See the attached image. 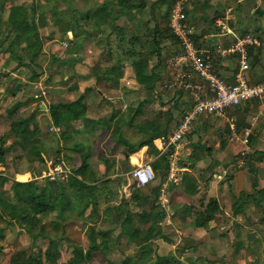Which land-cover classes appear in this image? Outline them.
Wrapping results in <instances>:
<instances>
[{"label": "rangeland", "instance_id": "374dc122", "mask_svg": "<svg viewBox=\"0 0 264 264\" xmlns=\"http://www.w3.org/2000/svg\"><path fill=\"white\" fill-rule=\"evenodd\" d=\"M102 1L0 0V145L4 154V160L0 162V197L8 203L16 204L18 208L21 207L23 186L20 183L30 181L35 193L53 199L57 206L54 211L38 216V221L32 228L20 224V218L10 219L8 210H3L0 206V228L3 235L0 239V264H9L11 256L20 255L18 258L24 260L29 252L36 253L39 249L43 254L52 237L56 238L60 252L55 264H68L73 249L71 245L87 248L88 226L92 225L96 229L109 228L99 215L106 198L101 192H107L108 189L116 191L123 186L109 169L98 170L99 178L93 176L96 179V191H93L92 195L95 202L82 210L85 201L76 200L68 177L74 174L85 159L94 157V132H86L83 120H80L79 124L83 125V128H75L74 133L70 125L64 128L66 124H61V130H55L54 127L58 126L51 122L48 111L50 104L72 102L80 96L83 98L84 95L91 99H97L99 95V101L101 94L106 101L98 104L105 110L110 108L108 100L116 101L115 106L122 111L127 108L135 109L142 103L143 111L163 113L160 103L156 101L157 94L154 97L152 91L141 87L134 79L132 62L138 57V53L158 47L152 39V30L155 27L165 28L167 25L168 15H165V8L155 5V0H143L146 6L139 12L131 11V19L121 15L115 20L114 24L118 26L115 29L112 28L110 18L99 21L97 16H92ZM12 6L26 8L29 19L34 10L37 24L45 23L44 26L37 27L42 41L41 53L30 65H25L30 63L25 40L11 45L14 54L6 52L15 35L8 22ZM86 11L91 12L92 19L81 18ZM71 13L81 18L77 36L67 31L66 21ZM132 36L137 39L132 40ZM16 53L22 57V61ZM161 54L164 59L169 53L165 54L163 50ZM155 63L157 58L152 57L147 63L148 69L154 68ZM111 67L121 75L118 80L106 81L105 71ZM113 74L117 78L115 72ZM97 76L103 77L99 84ZM97 87L102 91L98 92ZM156 88L160 89L158 86ZM88 101L91 106L92 100L88 98ZM14 107L15 111L11 114L10 110ZM89 114H93L92 109ZM25 119H28L31 129H37L36 136L26 142V147L16 143L18 139L22 140L21 136L11 129L20 125L17 121ZM62 135L68 138L64 139ZM101 135L102 138H97V154L102 152V149H99L101 144L103 147L110 144L111 137L105 132ZM36 150H40L38 155L42 161L36 155ZM60 159L67 169L64 165V172H52L51 161H61ZM183 161L182 158L177 160V163ZM125 167L127 166L122 165L119 172L122 173ZM94 168L97 171V165ZM131 170L127 168L124 175L120 176L124 177V186L127 181L134 182L130 175ZM206 189L209 190V186ZM233 193L234 197L221 201L223 207L228 209V214L217 213L210 224L212 227L197 233L196 240L192 239L191 242L192 231L187 232L190 230V227L186 229L189 224H184L186 235L189 236L182 235L175 247L163 244L160 240L151 242L148 244V257L136 255L135 264H152L160 256L172 257L176 262L169 264H264V221H260L264 217V201L261 205L251 199H244L245 197L235 201L237 192ZM57 199L62 200V203L59 204ZM118 199L119 197H116L115 200ZM234 203L241 208L238 218L233 215ZM197 209H201V206ZM40 225H43L42 230ZM40 231L45 237L40 235ZM111 232L109 236L114 237L115 230ZM175 233L174 231L172 235H167L174 237ZM208 233L213 234L212 239L201 240ZM42 264L49 263L44 260ZM84 264L108 263L97 251L92 259Z\"/></svg>", "mask_w": 264, "mask_h": 264}, {"label": "crops", "instance_id": "0c3cea01", "mask_svg": "<svg viewBox=\"0 0 264 264\" xmlns=\"http://www.w3.org/2000/svg\"><path fill=\"white\" fill-rule=\"evenodd\" d=\"M158 1H154L155 5L159 4ZM189 5V17L195 27V43L197 47L204 51L205 55H209L217 73L227 81L233 82L234 75L240 68L239 58L236 54L227 56L216 54L217 49L227 47L233 42V37L224 33L221 26L224 25L237 35L242 36L251 33L257 37L259 45H249L246 49L249 68L245 71V75L249 83H257L263 80L264 0H190ZM162 6L164 8L163 4L159 5V7ZM166 26H168V19ZM157 31V46L160 48V54L155 56L157 63L153 65L154 68L152 69L158 74L159 79L151 93L154 94V97L157 94L158 99L156 97V101L160 103V109L163 113H158L160 111H157V113L148 110L143 111L141 106L140 114L130 121L128 119L129 115H132L135 109L127 108L122 111L119 107H116V101L108 102L107 100L110 108L105 110L98 104L106 101L103 95L100 94L101 99L99 101V95H97V99H91L84 95L85 118L75 120V122H70L64 126L66 128L67 125H70L74 130L72 133H74L75 128H83V125L79 126L83 120L82 123L86 126V132L89 130L94 132V157L85 159L77 169L85 164L88 166V172L95 177L97 176V178H99L98 170L109 169V172L123 183L121 189L119 188L116 191L108 189L107 192H101L106 198L103 200L104 208L100 210L99 215L101 220L109 225L107 227L116 232L114 236L116 240L107 252V257L110 260H118L114 261L115 263H118L125 256L148 257V250H150L148 244L154 241L157 242V240L175 247L181 238L186 235L185 230L187 227H190L187 232L192 231L191 242L192 239L196 240L197 233L209 230L212 227L210 224L214 221L213 219L204 226L205 229L195 227L192 211L197 210V207L200 208L201 206L202 209V205H205L209 198H216L221 209L218 214H224L227 213L228 209L223 207L221 201L234 197L233 191L237 192V196L240 192H244L258 198V194L252 188L255 179L257 180V189L264 188V97L243 101L230 109L228 114L233 118V127L224 117L203 113L194 119L188 133L184 134L180 140L172 141V135L176 131L183 113L189 108L191 101L188 91L167 88L172 79L173 70L168 67L166 59L171 54L179 52L180 46L177 40L170 37V34L164 28L158 27ZM160 38H162L161 41ZM163 50L165 54L169 53L167 56L164 55V59L161 56ZM190 76L193 82H199L203 86V91L206 93L205 82L194 72H191ZM102 78L97 76V84L101 80L103 81ZM157 86L160 87L159 90H157ZM97 91L101 92L102 90L97 87ZM88 98L93 102L91 106H89ZM91 109L93 114L90 115L89 111ZM76 123H78L77 126H74ZM107 126H109V129ZM245 127H250L249 152L246 155L245 165L240 168L237 167V153L244 146L241 137ZM116 129H118V134L115 133ZM102 132L107 133L109 138L111 137L110 144L104 147L101 144L99 149H102V152L97 154V138L99 136L102 138ZM153 133H157L159 136L151 140L150 136ZM119 136L135 148L129 150L127 145L119 140ZM62 137L64 139L68 138L63 135ZM141 142H146V144L139 146L138 144ZM182 158L184 161L178 164L177 160ZM58 161L57 163L62 162L65 165L62 160ZM166 161H168V171L163 177L156 175L148 186L139 187L134 182L129 183V181L124 186V177L120 176L124 175L127 168L131 170L142 163H149L153 167L154 164H161ZM93 162L97 165V171L94 168L95 165L93 166ZM122 165L127 167H125V171L123 170L120 173L119 168ZM222 165H226L227 168ZM65 168L67 169L66 165ZM154 172L161 173L162 170L156 167ZM185 172H188L198 183L199 190L196 194L189 195L183 191L182 180ZM220 173L223 176L219 177ZM77 177L82 178L81 174ZM154 185L158 186V189L150 191L149 187ZM207 186H209V190L206 189ZM137 189H140L138 200L140 203L146 202V209L148 208L147 205L154 200V210L152 211L154 212L155 209L163 211V214H161L163 218L157 224L159 232L156 236L149 238L143 249H139L135 243L130 241L127 235L120 233L118 224L116 226L110 222L114 219L111 213L115 211L104 213L105 206L108 203L111 208L121 206L124 209L140 211L135 202L131 200L133 192ZM216 189H218V192H216ZM116 197H119L117 201L115 200ZM105 200L108 202L106 203ZM189 206H192L191 213L184 210ZM153 212L150 213L153 214ZM240 214L241 210L237 215H233L238 218ZM184 224H189L186 229ZM144 226L148 228L150 222L144 224ZM173 230L177 233L174 234V237L170 236L173 234ZM153 233L152 231L151 234ZM211 233H208L207 236L204 235L201 240L212 239L213 234ZM186 236H189V234ZM177 238L179 239L177 240ZM185 250L187 249L185 248Z\"/></svg>", "mask_w": 264, "mask_h": 264}, {"label": "trees", "instance_id": "16d2710c", "mask_svg": "<svg viewBox=\"0 0 264 264\" xmlns=\"http://www.w3.org/2000/svg\"><path fill=\"white\" fill-rule=\"evenodd\" d=\"M158 3H159L158 5L161 4L164 5V8L166 10L165 15L167 16L169 9L173 3V0H159ZM153 4L154 3H152V5ZM144 7H145V1L143 0H103L102 3H100L97 6V9L94 11L92 16H97V20L99 21L105 18H110L113 24L112 28L116 29L118 28V26L117 24H114L115 20L118 19L121 15H125L127 18L131 19L133 17V13H131V11L139 12ZM68 10L73 11V9H68ZM33 11L31 18L29 19L27 17L26 8L22 6H12L8 17V22L12 26L15 35L12 41L9 43L10 46H8L6 52L14 54V50L12 49L11 45L15 42H19L20 40H25V42L27 43L28 57L30 60V63H27L25 65H30L31 63H33V60H35V58H37V56L41 53L42 41L37 31L38 30L37 27L39 25L44 26L45 23L41 22V24L38 25L36 20L34 19L35 17ZM69 16L70 17L66 21V27H67V31H71L73 36L78 35L77 29L79 28V22L81 18L82 19L85 18V20L92 19L90 11H86L84 17L81 18H78V16L77 15L75 16V14L73 13H71V15ZM157 30H158L157 27H155L152 30V39L155 43V46L158 45V41L156 39L158 32ZM164 30L170 34V37H174L170 32L168 26H166ZM136 39H137L136 36H132V40H136ZM159 54H160L159 47L151 48L146 52L138 53V57H136L132 62L134 79L141 87H144L146 90L151 91L152 89H154L155 84L159 79L158 74L153 69H148L147 66L148 61L152 57H155ZM16 55L19 58V60L22 61V57L18 53H16ZM115 70L116 69H114V67L107 69L105 71V76H104L105 79L112 81H115L116 79L118 80L121 73ZM114 72L117 75V78L114 76L113 74ZM83 99L84 98L80 96L72 102H59L56 104H50L48 107V111L51 118V122H53L56 126L59 127V129H61V124L64 126L65 124H68L75 120L85 118L86 105L83 102ZM140 106L141 105H138L135 108L134 113L132 115H129L128 119H130V121L135 119L138 116V114H140V109H141ZM14 111H15V107L10 110V113L12 114ZM15 122L16 120L13 121V123ZM17 122H19L20 125H18L17 127H12L11 129L14 133L19 134L22 140L18 139L16 143L26 147L27 144L26 142L29 139H33L36 136L37 129L30 128V123L28 119ZM102 127L104 126L102 125ZM108 127L109 126H107V128ZM116 132L118 134V129L115 130V133ZM158 136L159 135L157 133H153L150 136V139L152 140L153 138ZM119 137H120L119 140L122 141V143H125L129 150L135 148V146L129 144L127 141L122 139L121 136ZM143 144H146V142H141L138 145L141 146ZM39 151L40 150L35 151L38 157H39L38 155ZM39 159L41 161L43 160L41 159V157H39ZM3 160H4L3 147L0 145V162ZM57 161L56 160L54 162L51 161L50 164L54 165ZM154 165L152 167L153 171L156 167H159L162 170L161 173L154 172V179H155V175H159L160 177H163L169 168L168 161ZM79 174H81L82 176L81 179L77 177V175ZM70 176L71 177L68 178L72 186L71 188L75 192L74 196L76 200L79 202L80 200H83V202L85 201L82 207V210H84L86 207H88L89 204L95 202L94 199L92 198V195H93V191H96L95 189L96 185L94 183L96 182V179L93 177L92 174L88 172V166L85 164L81 165V167L79 169H76L74 174ZM20 184L23 186V205L18 208L16 204L8 203L7 201H5L4 198L0 197V206L2 207L3 210H8L7 215L10 219L18 220L20 218V224H23V226H27L28 228H32L38 221V216L54 211L57 206L53 202V199L45 198L43 194L35 193L32 190V183L30 181L21 182ZM182 185H183V191L189 195L196 194L199 190L198 183L192 178V176L188 172H185L184 174ZM257 186H258L257 180L255 179L252 183V188L258 194V198H254L253 195L250 194L248 195L245 194L244 192H240L235 201L245 197L244 199L246 198L251 199L257 205H261L262 202L264 201V188L257 189ZM149 189L150 191H155L158 189V186L154 185L149 187ZM139 193H140V189H137V191L133 192L131 200L135 202L136 206H138L140 211H132V210L124 209L121 206H116L114 208H111V206L106 205L104 213L107 214L110 213V211L112 212L115 211L111 213L114 216V219L109 221L114 223L116 226L118 224L119 232L127 235L130 241L135 243L139 249H143L147 245V241L149 240V238H151L152 236H156V234L159 232V226H157V224L163 218V216L161 215L163 214V211L156 209L154 212L152 211L154 210L153 209L154 200L152 201V203H149V205H147L148 208L146 209L145 208L146 202L140 203L138 200L140 196ZM57 201L59 204L62 203V200L60 199H57ZM235 204L236 203L233 204L234 206L233 214L237 215L240 212L241 208L237 207V205ZM184 210L185 211L187 210V212L191 213L192 206H189ZM220 210H221L220 204L218 203L217 199L209 198L208 202L205 205H202V209L199 210L197 209L194 212L192 211L194 226L195 227L206 226L211 220L214 219L215 215ZM150 212H153V214ZM260 221L261 222L264 221V217H262ZM148 222H150V226L148 228H145L144 224ZM42 226L43 225H40V229L42 228ZM154 228L156 229V231ZM112 230H113L112 228L96 229L92 225L88 226L86 231L87 232L86 236L88 239L87 248L83 249L78 245H74V244L71 245L73 249H72V255L68 259V264L87 263L89 260L92 259L93 254L97 251L103 255V257L106 259L108 264H135L137 260L135 257L136 255L125 256L118 263H115L114 261L110 260L107 257V252L111 249L112 244H114L116 240L114 239V237L109 236ZM152 231L155 234L154 233L151 234ZM40 235H42L41 231H40ZM42 236L45 237L44 234ZM2 238H3L2 229L0 228V239ZM59 256H60V252L57 249V240L56 238L52 237L49 240V244L47 248L45 249V251H43V254L42 251L39 249L36 253L29 252V254L26 256L24 260L18 258L20 257V255L11 256L9 264H42L44 260H46L49 264H55L56 259ZM170 262L176 263L172 257L160 256L157 257V259L152 264H169Z\"/></svg>", "mask_w": 264, "mask_h": 264}, {"label": "built area", "instance_id": "2783aa9c", "mask_svg": "<svg viewBox=\"0 0 264 264\" xmlns=\"http://www.w3.org/2000/svg\"><path fill=\"white\" fill-rule=\"evenodd\" d=\"M190 0H173L168 12V27L176 38L180 51L167 57L168 67L173 70L172 79L167 88H175L188 91L190 106L183 113L181 121L177 125L171 140L178 141L191 129L193 119L203 113H211L224 117L233 127V118L228 111L243 101L262 99L264 97V79L257 83H249L245 71L249 68L246 58V49L249 45H259L257 37L251 33L237 35L231 29L222 26L224 33L233 37V42L216 50V54L227 56L236 54L239 58L240 68L234 75V81L229 82L220 76L209 55L197 47L195 43V27L188 16ZM194 72L206 84V93L199 82L191 80L190 73ZM204 92V93H203ZM59 130V127H54ZM241 142L243 148L237 153V167L245 165V156L249 152L248 143L250 127L243 129ZM63 163L53 165L52 172H64ZM135 185L142 187L148 185L154 179V171L149 163L136 165L130 171ZM221 177V174L218 175Z\"/></svg>", "mask_w": 264, "mask_h": 264}]
</instances>
